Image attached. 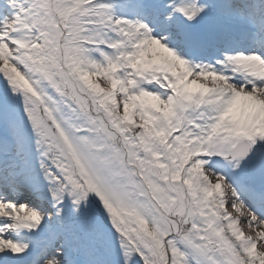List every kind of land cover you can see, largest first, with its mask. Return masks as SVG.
Masks as SVG:
<instances>
[{
    "label": "snow or ice",
    "instance_id": "snow-or-ice-1",
    "mask_svg": "<svg viewBox=\"0 0 264 264\" xmlns=\"http://www.w3.org/2000/svg\"><path fill=\"white\" fill-rule=\"evenodd\" d=\"M0 264H264V0H0Z\"/></svg>",
    "mask_w": 264,
    "mask_h": 264
}]
</instances>
